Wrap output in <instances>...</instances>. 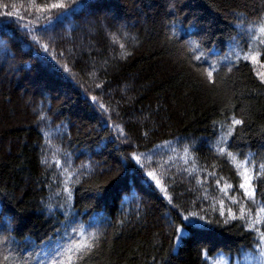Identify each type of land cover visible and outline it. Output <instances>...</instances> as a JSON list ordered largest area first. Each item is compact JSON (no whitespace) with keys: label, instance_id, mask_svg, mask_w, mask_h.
Returning <instances> with one entry per match:
<instances>
[{"label":"trees","instance_id":"obj_1","mask_svg":"<svg viewBox=\"0 0 264 264\" xmlns=\"http://www.w3.org/2000/svg\"><path fill=\"white\" fill-rule=\"evenodd\" d=\"M55 2L61 0H0V209L15 218V242L8 248L23 246L25 236L37 245L46 238L55 220L41 210V202H61L56 194L68 187L85 227L95 225L104 233L87 264H259L244 254L258 255L248 225L241 228L239 219L222 222L229 207L239 218L240 207L207 173L215 165L217 178L233 188L238 184L232 167L244 157L218 158V127L213 128V122L227 123L233 114L247 128L238 147L229 150L260 159L264 85L253 65L243 63L209 83L181 42L205 37L222 56L228 51L225 38L235 35V14L257 21L264 17V0H179L175 14L168 0H87L85 9L62 24L55 21L57 11L47 13L53 17L49 25L38 9ZM63 2L73 7V0ZM258 28L257 37L264 36ZM257 52L258 47L252 53ZM114 125L126 139L117 138ZM193 142L195 150L185 152ZM134 154L141 156L142 171L155 172L182 209L216 221L208 231L176 242L169 226L175 212L158 190L141 186ZM257 197L264 203L259 191ZM221 200L225 217L219 216ZM244 204L246 220L264 219ZM42 258L33 256L32 264Z\"/></svg>","mask_w":264,"mask_h":264},{"label":"snow or ice","instance_id":"obj_2","mask_svg":"<svg viewBox=\"0 0 264 264\" xmlns=\"http://www.w3.org/2000/svg\"><path fill=\"white\" fill-rule=\"evenodd\" d=\"M172 5L169 10L171 14H175L176 5L179 0H168ZM87 0H73V7L68 8L66 3L61 0V2L51 3L50 5L38 9V11L44 14V18L47 19L49 25L53 24V17L47 16V13L57 11L55 16V21L57 23H63L64 20L76 14L78 11L85 9L87 7ZM4 15L11 17L12 12H6ZM236 23L233 25V31L235 35H229L225 38V45L228 49L222 56L219 54L217 46L213 44L208 46L205 43V37H200V39H186L181 42V47L188 50V59L190 62H194L197 68H202L208 82L215 85L216 78H221V73L225 75L231 74L234 70L238 71L241 63L245 66L249 64L254 65L256 63L257 56L252 55V52L257 51V47L260 52L257 55H261L264 59V36L257 37V24L259 25L258 31L264 34V17H258L257 21L249 22L244 14H235ZM183 23V21H181ZM194 27V24H193ZM45 32L48 28L43 29ZM199 35L197 31L194 33ZM192 34H190L191 36ZM177 42L179 37L176 38ZM36 43H39L37 37H33ZM3 42L0 41V45ZM4 49H7L6 45H3ZM44 51L47 52L48 46H43ZM120 48H124L121 44ZM249 49L245 52V49ZM125 55H128L126 53ZM234 57V58H233ZM67 71V68H65ZM257 77L260 80V84L264 85V73H257ZM100 85H97L99 87ZM95 101L96 98L93 97ZM101 109L107 111L103 104L100 105ZM39 119L41 121L46 119V116L40 115ZM227 123L221 122L217 125V122H213V128L217 129L218 132L214 133L217 135L218 139L215 141L218 152L215 154L218 158H223L225 162L236 161L237 155L243 156L244 159L241 162L234 163L232 170L234 174L238 177V184L233 188L232 184L224 181L223 177L217 178V173L215 172V165H213V171L208 172L209 178L215 180V185L224 193V195L230 200L232 205H237L240 207L241 215L239 218L232 212V209L227 208V217L222 222L230 223L233 220L239 219L241 223L240 227L243 228L245 224L248 225V232L254 236V243L258 247V255L254 253L246 252L245 257L253 256L259 261V264H264V219H253L246 220L245 201L248 204L254 206L255 216H259L260 213H264V203L258 200L257 193L259 191L261 197H264V152L260 153V159H255L256 154L243 152L234 154L229 149L233 147H238L237 141L241 138L240 133H242L246 128L247 124L244 119H237L236 115L226 117ZM118 132V139L120 136H124L126 139V134L119 125H114ZM145 139L148 137V133H144ZM231 138V139H230ZM188 139V138H184ZM177 143H181V139L177 138ZM189 149L195 150V142L184 148L185 152ZM157 153L152 152L150 155H156ZM142 155V154H141ZM251 157V158H250ZM150 158V157H149ZM125 159H128L127 157ZM132 160H135L137 165H139L138 171H141L140 181L141 186H147V190L157 192L166 200L167 205L175 212L176 220L171 221L170 227L173 229L175 240L178 244H182L185 237L191 238L197 233H203L208 231V225L216 222L210 219H206L205 215H200L197 212H189L186 209H182L180 205L174 202V197L168 194V188L162 183V180L157 178V174L153 171L143 172L145 165L140 163V155H132ZM42 163H47V160L41 161ZM59 163V162H57ZM153 182L155 186H153ZM223 182V187H220ZM135 186L133 185V188ZM229 191H234L237 195L228 196ZM103 189L97 186L96 193L101 195ZM61 202L53 204L52 202L42 203V211L46 210V214L49 219H54L55 223L52 226V230L47 234L46 238H40V244L31 236H25V243L23 246L17 245L16 249H9L8 245L14 243V239L11 237V232L15 231L13 227L14 217H8L5 215L4 211L0 209V264H32V257L38 259L36 264H45V260L48 264H87L88 259L95 254V250L104 235L103 232L99 230L98 226L89 225L85 227V223L79 218L80 214L75 210L74 204L72 203V190L68 187H64L61 193L56 194ZM205 199L207 197L205 196ZM225 205L224 201H220V211L219 216L225 217L224 211ZM215 211V208L213 209ZM59 212L63 216V219H59L56 213ZM248 215L252 216V209H248ZM178 220V223H177ZM105 223L111 226V222L107 221L105 218ZM123 225L124 221L118 222ZM96 227V231H89V228ZM31 245V251L28 249V245ZM39 249V250H37ZM243 249V246H242ZM176 249H173L175 251ZM27 252V255L24 253ZM7 253V254H5ZM15 253V255L13 254ZM11 257V259H10Z\"/></svg>","mask_w":264,"mask_h":264},{"label":"rangeland","instance_id":"obj_3","mask_svg":"<svg viewBox=\"0 0 264 264\" xmlns=\"http://www.w3.org/2000/svg\"><path fill=\"white\" fill-rule=\"evenodd\" d=\"M252 55L257 56L256 63L253 65L256 74L258 72L264 73V62L259 59V56L257 55V53H252Z\"/></svg>","mask_w":264,"mask_h":264}]
</instances>
